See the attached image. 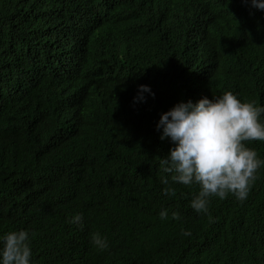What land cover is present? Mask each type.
Segmentation results:
<instances>
[{
	"label": "trees",
	"instance_id": "trees-1",
	"mask_svg": "<svg viewBox=\"0 0 264 264\" xmlns=\"http://www.w3.org/2000/svg\"><path fill=\"white\" fill-rule=\"evenodd\" d=\"M46 27L47 56L70 60L22 62ZM226 91L264 105L248 0H0V235L28 231L32 264H264V166L243 202L210 196L206 213L198 185L161 183L159 115ZM244 143L264 159V141Z\"/></svg>",
	"mask_w": 264,
	"mask_h": 264
},
{
	"label": "clouds",
	"instance_id": "clouds-1",
	"mask_svg": "<svg viewBox=\"0 0 264 264\" xmlns=\"http://www.w3.org/2000/svg\"><path fill=\"white\" fill-rule=\"evenodd\" d=\"M248 3L264 12V0H248ZM51 28L33 31L29 39L37 54L25 53L22 62L39 56L43 62L37 61L38 64L70 60L71 51L47 56L54 41ZM25 46H29L28 41ZM43 54L46 55L42 57ZM143 93L154 95L147 85H138L141 101ZM155 128L159 139L167 138L172 145L160 160L162 171L168 174L161 177V183L167 185L170 178L185 186L198 185L199 191L190 201L195 212H207L210 196L224 199L232 194L241 202L247 198L264 159L244 142L264 141V105L241 101L231 91L211 99L202 96L195 102L189 99L175 103L159 115ZM163 191L165 195L171 194L170 189ZM167 215V209L159 212L161 219ZM171 215L178 218L176 212ZM69 223L82 228V215L74 214ZM183 234L188 236L190 232L186 230ZM91 239L97 248H107V241L100 234H93ZM31 257L28 231L20 229L0 235V264H32Z\"/></svg>",
	"mask_w": 264,
	"mask_h": 264
}]
</instances>
